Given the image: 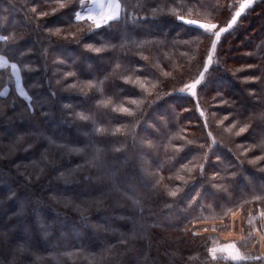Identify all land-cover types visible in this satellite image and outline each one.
I'll return each instance as SVG.
<instances>
[{"label": "trees", "instance_id": "obj_1", "mask_svg": "<svg viewBox=\"0 0 264 264\" xmlns=\"http://www.w3.org/2000/svg\"><path fill=\"white\" fill-rule=\"evenodd\" d=\"M119 3L0 0V264H264V0Z\"/></svg>", "mask_w": 264, "mask_h": 264}, {"label": "snow or ice", "instance_id": "obj_2", "mask_svg": "<svg viewBox=\"0 0 264 264\" xmlns=\"http://www.w3.org/2000/svg\"><path fill=\"white\" fill-rule=\"evenodd\" d=\"M90 2L95 3V0H90ZM64 6H65L64 3L60 4L61 8H63ZM98 8H99L98 12H93L90 10L88 12V15L86 18L84 16H82L79 12L74 13L75 20L76 21H82L84 19H87L88 21L91 22L92 25H94V30H98L101 27H111L112 26L111 22L117 21L119 19L120 8H121V4L119 3V0H109L107 5L101 3L98 5ZM35 11H36V9L33 8V12H35ZM45 15H47V13H45ZM235 15H236V17H239L241 15V12H236ZM177 19H181V17H177ZM185 23L192 25V24H195V21L188 20V21H185ZM60 27H61V25H55L56 32L54 34H57V35L59 34V28ZM198 27L201 29H204L205 33H207L209 36H215L217 40L220 38L221 34L226 31L224 28H220L219 31L213 32L212 29L216 28V25L206 26V25L201 24ZM231 27H232V25L230 24L229 28H231ZM94 30H90L87 34L91 35L92 31H94ZM4 39H7V37H4ZM108 46H111V45H105L104 47H108ZM88 47H89V50H93L97 53H99L103 50L102 47L93 48L91 44H89ZM212 47H213V49L216 48L215 40L213 41ZM209 59H211V56H209ZM5 63H6V61H5ZM11 67L15 70L16 64L13 63L11 65ZM207 70H208L207 66H205V72L200 73L201 78L204 77ZM200 84H201V79H197L194 81V83L187 85L186 87L191 88V89H196L197 86ZM87 87L92 88V87H94V85L92 83H89L87 85ZM140 87L143 88V85H140ZM181 91L183 92L184 89H181ZM4 94H6V93H0V95H4ZM131 103L135 104L136 101L132 100ZM120 111L123 113H128L127 108H121ZM129 115H130V113H129ZM79 119L87 120L88 117L81 115L79 117ZM245 130L246 129L244 127H241L239 129V132L237 133V135L243 133ZM116 132H120V129L117 128ZM260 159H264V157H258L257 159H253L250 162L253 164H256L259 162ZM185 167H187V165H185ZM201 171L203 172V165H201ZM63 175H64V173L62 172L61 176H63ZM177 191H179V189H177L176 191H171L169 193V195L172 197H175L177 195ZM84 203H85V207L83 209L79 208V206L77 207V210L81 212L82 216L84 215V212L88 208L93 206L94 202H84ZM3 235H4L3 233H0V236H3ZM262 239H264V238H262ZM235 248H236L235 245L229 244L227 246V248L224 249V251L229 252L228 258L231 259L232 261H245V260H249V259L264 260V257H262V256L249 257V256L241 255L239 251L235 250ZM21 251H23V249H21ZM213 259L215 260V259H217V257L213 256Z\"/></svg>", "mask_w": 264, "mask_h": 264}, {"label": "crops", "instance_id": "obj_3", "mask_svg": "<svg viewBox=\"0 0 264 264\" xmlns=\"http://www.w3.org/2000/svg\"><path fill=\"white\" fill-rule=\"evenodd\" d=\"M87 1V6H86V8L84 9V10H82L81 12H80V14L82 15V16H84L85 18L87 17V15H88V12L91 10V11H93V12H97L94 8H92V7H94L93 5L91 6V5H89V1L90 0H86ZM87 20V19H86ZM5 61H6V63H5ZM11 65L12 64H10L7 60H6V58H4L2 55H0V69H3V68H11L12 69V74L15 72V74H16V76H15V74L13 75V78H14V84H15V88H16V91H17V93L20 95V96H22V94H21V92H23V89H22V86H21V84H20V79H19V75H18V72H17V68L14 70L12 67H11ZM24 93V92H23Z\"/></svg>", "mask_w": 264, "mask_h": 264}, {"label": "rangeland", "instance_id": "obj_4", "mask_svg": "<svg viewBox=\"0 0 264 264\" xmlns=\"http://www.w3.org/2000/svg\"><path fill=\"white\" fill-rule=\"evenodd\" d=\"M108 2H109V0H95V3H92V2L89 1V5H91V6L93 5L94 7H92V8H94L98 12L99 11L98 5L101 4V3L107 5ZM9 70H10L11 75L13 77L15 72L12 74V72H13L12 69L9 68ZM16 74H15V76H16ZM13 80H14V78H13ZM23 92H21L22 96H24V98L27 99L26 95ZM229 244L234 245L233 243H226V244L218 245L216 247V249L214 250V253L218 254V255H221V256H223L225 258H228L229 257V252L228 251H224V249H226Z\"/></svg>", "mask_w": 264, "mask_h": 264}]
</instances>
